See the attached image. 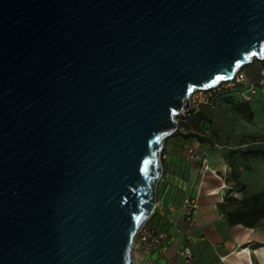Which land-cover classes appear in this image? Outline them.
Masks as SVG:
<instances>
[{"label": "water", "instance_id": "95a60500", "mask_svg": "<svg viewBox=\"0 0 264 264\" xmlns=\"http://www.w3.org/2000/svg\"><path fill=\"white\" fill-rule=\"evenodd\" d=\"M254 57L264 0H0V264H134L175 115Z\"/></svg>", "mask_w": 264, "mask_h": 264}, {"label": "crops", "instance_id": "0c3cea01", "mask_svg": "<svg viewBox=\"0 0 264 264\" xmlns=\"http://www.w3.org/2000/svg\"><path fill=\"white\" fill-rule=\"evenodd\" d=\"M240 69L255 78L264 71V58ZM196 113L208 116L209 109L206 104H194L185 123ZM212 115L211 137L201 134L205 138L200 140L176 134L166 143L160 193L173 195L178 186L189 188L197 199L196 225L179 230L170 219L175 212L164 205L152 222L167 232V238L145 255L135 252L134 264H185L179 253L184 245L193 251L191 264H264V214L252 222H231L226 213L232 207L227 204V195L240 199L264 191V92L258 89L243 96L237 90L225 91L217 96ZM200 122L207 124L203 119ZM185 123L179 126V133L192 128ZM178 145H182L180 150ZM188 146L207 156L208 169L202 177L198 162L189 168ZM249 149L262 153H242Z\"/></svg>", "mask_w": 264, "mask_h": 264}, {"label": "built area", "instance_id": "2783aa9c", "mask_svg": "<svg viewBox=\"0 0 264 264\" xmlns=\"http://www.w3.org/2000/svg\"><path fill=\"white\" fill-rule=\"evenodd\" d=\"M260 89L264 92V71H262L257 77L252 78L247 76L241 69L237 70L233 77L228 80H221L216 86L209 89H194L188 96L189 103L191 107L194 104L203 103L206 104L209 109V116L212 117V110L215 106V101L217 96L228 90H237L243 96H248ZM189 112V111H184ZM200 134L207 137H211V123L205 125ZM217 145L216 142H214ZM187 157L190 161L189 168H193L194 164H197V171L199 176L202 177L205 171L208 169V159L206 154L200 153L193 147H187ZM163 158L166 157L165 152H161ZM164 180V174L162 173L159 181ZM178 189L173 191V195H168L167 193H158L155 206L150 217L138 230L134 241L132 243L133 254L139 252L142 254L149 253L153 248L163 244L164 240L167 238V232L159 228L156 224L152 222V217L155 213H162L164 205L170 210L174 211L173 215H170V219L174 220L179 230H183L186 227H193L197 223L196 212H197V199L189 191V188H182L180 186ZM182 190V191H181ZM180 200H177V196ZM179 253L182 256L183 262L185 264H191L193 251L189 245H184L179 249Z\"/></svg>", "mask_w": 264, "mask_h": 264}, {"label": "trees", "instance_id": "16d2710c", "mask_svg": "<svg viewBox=\"0 0 264 264\" xmlns=\"http://www.w3.org/2000/svg\"><path fill=\"white\" fill-rule=\"evenodd\" d=\"M201 119L207 121V124L213 123V117H210L209 115H202L201 113H196L189 116V122L187 124L185 123L184 119L181 122H178V128L183 123H185L186 125L192 124L193 122L191 121L194 120V123L198 128L197 130L195 129L196 127H192L191 129H187L186 131L179 133L178 129H176V131L172 135L180 134L184 138L195 137L197 139L203 140L205 137H203L198 131L200 128L202 129L207 124L206 122L201 123ZM244 152L262 153L259 149H249L246 151H242V153ZM161 161L163 164V169H165L166 165L163 157H161ZM158 193L160 195L159 189ZM226 199L227 204H229V206H232L226 211L227 217L231 222L240 220H245V222H252L257 217L264 214V191L255 193L247 197H242L240 199L234 195H227Z\"/></svg>", "mask_w": 264, "mask_h": 264}, {"label": "rangeland", "instance_id": "374dc122", "mask_svg": "<svg viewBox=\"0 0 264 264\" xmlns=\"http://www.w3.org/2000/svg\"><path fill=\"white\" fill-rule=\"evenodd\" d=\"M253 60H257V58H253ZM243 67H247V64H244V65H242L241 66V68H243ZM187 116V112H184L183 114H177V115H175V118H176V120L178 121V122H181L185 117ZM191 122H193L192 123V127H196V125H195V123H194V120H192ZM198 124V123H197ZM178 129V128H177ZM170 138V137H169ZM169 138L166 140V142H165V144H164V147H163V150H162V152H165L166 153V155H167V153H168V150H167V148H166V143H167V141L169 140ZM181 147H182V145H178V149L180 150L181 149ZM161 157H162V155H161ZM258 158V157H257ZM254 163H256V162H254ZM243 164H247V162H244ZM230 166H232L231 165V163L229 164ZM226 169H228V168H226ZM165 170H166V168L165 169H163V174L165 173ZM172 182V181H171ZM173 184L174 185H178L176 182L174 183L173 182ZM161 185H162V182L161 181H158V184H157V191H158V189H159V191H160V189H161Z\"/></svg>", "mask_w": 264, "mask_h": 264}, {"label": "snow or ice", "instance_id": "6c2138e0", "mask_svg": "<svg viewBox=\"0 0 264 264\" xmlns=\"http://www.w3.org/2000/svg\"><path fill=\"white\" fill-rule=\"evenodd\" d=\"M219 79V78H218Z\"/></svg>", "mask_w": 264, "mask_h": 264}]
</instances>
